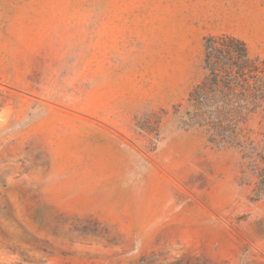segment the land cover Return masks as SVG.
Here are the masks:
<instances>
[{"label":"rangeland","instance_id":"obj_1","mask_svg":"<svg viewBox=\"0 0 264 264\" xmlns=\"http://www.w3.org/2000/svg\"><path fill=\"white\" fill-rule=\"evenodd\" d=\"M222 34L264 59V0H0V264H264L251 160L186 115Z\"/></svg>","mask_w":264,"mask_h":264},{"label":"trees","instance_id":"obj_2","mask_svg":"<svg viewBox=\"0 0 264 264\" xmlns=\"http://www.w3.org/2000/svg\"><path fill=\"white\" fill-rule=\"evenodd\" d=\"M201 82L188 94L191 126L204 129L209 143L240 149L256 178L251 201L264 200V150L245 134L257 120L264 141V59L252 57L246 43L232 35L204 39Z\"/></svg>","mask_w":264,"mask_h":264}]
</instances>
